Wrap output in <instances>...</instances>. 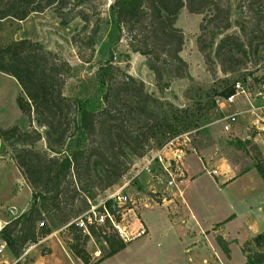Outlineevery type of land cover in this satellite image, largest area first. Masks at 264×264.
<instances>
[{
    "label": "rangeland",
    "instance_id": "obj_1",
    "mask_svg": "<svg viewBox=\"0 0 264 264\" xmlns=\"http://www.w3.org/2000/svg\"><path fill=\"white\" fill-rule=\"evenodd\" d=\"M221 1L230 7L231 24L225 31L236 33L243 42L246 37L252 35L248 31L245 32L246 36L243 35L234 24V20L239 17L245 22L249 19L245 7L241 8V12L236 7V3L243 0ZM110 2L111 0H88L87 3L80 4L79 7L88 15L85 24L78 15L61 24L51 7L31 11L22 19L8 16L0 18V44L10 39L27 37L37 40L44 49L57 53L67 62L69 72L64 79L62 93L74 99L80 107L91 110L100 108L101 89L97 81V67L111 55L112 63L142 80L147 92L174 106L190 105L191 114L196 119L191 127L172 135L167 140L171 141L170 144L162 150L159 149L165 143L159 147L151 146L141 156L130 155L126 171L109 186L96 190L95 196L88 200L89 207L77 217L88 214L93 220V217L99 213L100 202L107 199L114 191L120 189L130 197V200L121 206H112L108 202L113 221L122 227L126 235V239L122 240L124 247L96 261L103 253L100 246L103 241L89 235L84 244L89 255L88 262L90 264H239L244 259L240 249L242 242L255 233H252L255 226L252 224L249 226L246 220L253 218L257 231L264 228V181L254 169L234 177L238 168L248 164L253 155L245 150L246 145L241 147L234 140L249 137L262 153L264 149L259 143L264 140V133L260 132V136L255 135L258 131L251 124L249 115L243 114L244 112L236 115L229 129H223L219 118L225 113L244 107L247 104L246 99L242 95H235L233 101L227 103L222 95L213 93L221 91L224 86L222 79L228 80L229 83L238 80L243 85L252 87L258 80L264 78V29L259 32L261 33L259 38L252 40L251 46L247 48L242 45L245 51L235 54L238 57L237 66L230 71H223L217 60L205 59L196 45V37L200 33L199 24L206 14L188 12L185 6H182L176 14L174 25L180 29L183 37L178 53L186 62L185 73L181 77L164 78L163 82H160L164 84L159 88L146 64V56L132 51L127 44L126 31L117 28L109 12ZM94 23H97V29L92 35L90 49L85 43V37ZM83 25L85 27H82ZM75 33L79 34L73 42L71 36ZM259 34L257 32V35ZM202 38L206 44L209 33H203ZM15 91H17L16 82L0 72V127L16 124L21 129L29 130L34 127L41 131L42 127L34 120L33 115L29 121L24 114H20L13 99ZM210 97L214 98L215 106L208 102ZM170 113L169 110L165 113L169 119ZM254 135L255 138L252 137ZM78 144H82V140L79 133H75L66 140L63 150L68 152ZM33 146L40 150L45 148L43 137ZM9 149L8 142L1 140L0 153L6 154ZM159 152L163 162L169 159L171 170L174 168L172 158L175 160L177 154L178 163H181L182 157L183 160L190 161L194 170L199 171L189 185L183 188L182 197L187 202L185 205L178 202V208L173 203L166 202L173 197L172 192L176 190V185L167 184L168 175L154 157ZM189 152L197 153L204 165H201L199 157L193 153L184 156ZM151 157L154 158L150 170L147 171L143 165ZM213 158H223L233 170L230 175L229 173L224 175L218 170L217 173L215 170L212 172V168L218 169L213 163L216 161ZM7 165L5 169L9 183L3 184L0 181V202L3 204L4 214L10 215L12 207L19 210L27 206L29 191L20 182L15 165L12 162H7ZM165 165L168 166L167 163ZM182 176L176 177V181ZM231 177L234 178L228 180ZM221 179L228 181L222 184L219 182ZM213 180H216L219 186ZM174 209L176 216H171L170 213H173ZM141 218L147 224L148 232ZM78 219L75 217L74 221ZM42 220L50 227V231L38 237L36 241L26 242L21 247L20 257L15 264H44L48 261L47 258H35V254L43 255L45 249L46 252L52 251L49 260L58 259L65 264H80V262L87 264L68 249L66 239L70 234L64 225L52 224L46 216ZM95 221L90 223L98 224ZM140 224L145 228V232L137 235V226ZM37 225H39L38 221ZM106 231L118 236L113 225ZM217 235L227 241L228 255L216 242ZM0 241L3 242L1 238ZM4 249L0 258L12 260L5 245ZM96 250H99L97 255L94 254ZM4 253L7 254L5 257H3Z\"/></svg>",
    "mask_w": 264,
    "mask_h": 264
},
{
    "label": "trees",
    "instance_id": "obj_2",
    "mask_svg": "<svg viewBox=\"0 0 264 264\" xmlns=\"http://www.w3.org/2000/svg\"><path fill=\"white\" fill-rule=\"evenodd\" d=\"M88 0H0V18H24L31 11L51 7L61 24L78 15L84 24L87 12L79 7ZM205 13L200 21L196 45L205 59L217 60L223 71L237 66L235 55L242 45L249 47L264 29V0H243L237 9L245 7L249 19L239 18L234 24L246 36L243 42L234 32L225 31L230 26V7L221 0H111L109 12L119 29L127 34V44L132 51L146 56V64L160 88L164 78L181 77L186 62L179 55L183 42L180 29L174 25L179 9ZM262 23V27L260 24ZM82 27H85L83 25ZM94 23L85 43L92 47ZM204 31V32H203ZM209 33L205 44L203 33ZM257 32L259 35H257ZM79 33L71 36L76 41ZM256 48V44H254ZM254 48V49H255ZM112 56L97 67V81L101 89V106L96 110L80 107L74 99L62 93V85L69 65L57 53L44 49L40 42L27 37L10 39L0 44V72L15 79L20 93L15 97L18 109L42 127L21 129L12 124L0 127V138L7 141L10 157L29 187L30 199L26 209L8 219L0 227V238L9 252L18 255L28 241L50 231L43 217L55 225H64L70 234L66 239L68 249L81 261L88 262L84 244L91 235L103 241L101 260L124 247L115 233L107 232L112 224H87V232L75 224L74 218L89 207L88 200L96 190L112 184L128 168L130 155L141 156L151 146L159 147L172 135L195 124L191 106H174L163 102L144 89L142 80L121 70L112 63ZM218 93L232 92V83L226 79ZM208 102L215 106L214 98ZM165 108V109H164ZM169 110L170 119L165 113ZM205 115V112L203 113ZM207 115V113H206ZM79 133L82 144L64 152L67 139ZM43 137L45 148L33 144ZM241 147L251 152L252 160L238 168L239 175L254 168L264 181V155L249 137L235 139ZM109 212L110 206L106 203ZM37 221L42 224L37 225ZM98 239V240H99ZM216 242L228 255L227 241L220 235ZM244 259L239 264H264V228L244 240L240 247Z\"/></svg>",
    "mask_w": 264,
    "mask_h": 264
},
{
    "label": "built area",
    "instance_id": "obj_3",
    "mask_svg": "<svg viewBox=\"0 0 264 264\" xmlns=\"http://www.w3.org/2000/svg\"><path fill=\"white\" fill-rule=\"evenodd\" d=\"M235 95H242L245 97L246 103H247L246 110L250 111V113L254 115V119H253L254 121H251V124L254 126V128L258 132L264 133V78L258 80L256 85H253L252 87L248 85H243L238 80H235L232 83V92L222 97H223V100L228 103V102L233 101V98ZM244 111H245L244 109H237L230 113L224 114L222 117H220L219 119L222 121L221 123L222 128L225 130L229 129L231 124L235 121L236 115ZM170 142H171L170 140L165 142V144L159 150H162L166 145L170 144ZM160 155L161 154L159 152L154 157L157 159V162L160 163L162 169L168 175L167 184L176 185L177 184L176 182L180 179L179 178L176 181L177 179L176 177L183 175L182 165L180 162L178 163L179 155L175 154V160L172 158L173 163H174L173 164L174 168L172 169L173 171L170 169L171 163L169 162V159L167 160V162L165 161L163 162L162 160L163 157ZM154 157L147 159L146 162L144 163L143 166L147 171L150 170V164L152 163V160ZM165 163H167L168 166L165 165ZM212 170H213L212 172H214V169ZM129 200H130V197L126 195L124 192H122V190L118 189L114 191L113 193H111V195L107 199H104L100 202L99 213L98 215L93 217V220H96L95 222H98V224H100V222L103 223L104 220L110 221V223H112V225L116 229L119 238L121 240H125L126 235L122 227L118 223H115L113 221L111 212H109L106 206V203L110 202L112 206H121L126 201H129ZM76 218H79V219L78 221H75V223L78 224V226L82 229V231L87 232L86 225L91 224L90 222H93L90 215L87 214V215L76 217ZM38 224L39 225L42 224V221H39ZM144 232H145V228L141 224L137 226V232H136L137 235L138 234L140 235ZM31 245L29 244V246ZM3 250H4V243L0 241V256L2 255ZM24 252L25 251L23 250V253ZM94 254L96 255L99 254V250L94 251ZM19 257L20 255L16 256L12 260V262H9L5 260L4 258H0V264H13L17 261Z\"/></svg>",
    "mask_w": 264,
    "mask_h": 264
},
{
    "label": "crops",
    "instance_id": "obj_4",
    "mask_svg": "<svg viewBox=\"0 0 264 264\" xmlns=\"http://www.w3.org/2000/svg\"><path fill=\"white\" fill-rule=\"evenodd\" d=\"M2 73V72H1ZM4 74V73H3ZM5 75H7V74H5ZM7 76H9V75H7ZM9 77H11V76H9ZM12 78V80H14V82H16L15 81V79L13 78V77H11ZM16 84H17V82H16ZM20 93V87H19V85L17 84V91H15V93H13V99H14V102H15V97H16V95H18ZM12 97V96H11ZM16 105V104H15ZM17 107V106H16ZM246 107H247V104L244 106V107H242V108H239V109H244L245 111H244V113L243 114H248L249 115V119H251L252 121H254L253 119H254V115H252L251 113H250V111H248V110H246ZM18 108V107H17ZM19 110V109H18ZM20 111V110H19ZM20 114H23L21 111H20ZM225 114H227V113H225ZM251 114V115H250ZM2 125V124H1ZM262 133V132H261ZM263 134V133H262ZM255 135H258V136H260V132H256V134ZM255 135L254 136H252V137H254L255 138ZM245 136H248V135H245ZM1 138H0V143H1ZM254 140H256V139H254ZM264 140H262V142L261 143H259V146L261 147V146H263V149H264ZM262 149V148H261ZM191 153H193V154H195L197 157H199V160H200V163H201V165H204L203 164V161L201 160V158H200V156L197 154V153H195V152H189V153H187V154H185L184 156L186 157V155H188V154H191ZM263 154H264V150H263V152H262ZM185 157H184V159H185ZM213 159H215L216 161H213V163H215L217 166H218V169H215V168H212V169H214L216 172L215 173H217L218 171L219 172H221V173H224V175L225 174H228L229 173V175H230V173L233 171L232 170V168L230 167V165L223 159V158H213ZM7 162H12L13 164H14V162H13V160L10 158V157H8L6 154H1L0 153V181L3 183V184H6V183H9V177L7 176V174H6V167H8V165H7ZM181 164H182V168H183V176H182V178H180L179 179V181L177 182V184H176V190H174L173 192H172V196L173 197H170L169 199H168V201H166V202H168V204H170V203H173V205L174 206H178L177 205V203L179 202L180 204H183V205H185L186 204V202H187V200H185V198L184 197H182V194H183V188L185 187V186H188L189 185V183L194 179V177L196 176V175H198V172L199 171H196V170H194V168H193V166L191 165V163H190V161H187V160H183V158L181 157ZM15 165V164H14ZM15 167H16V165H15ZM17 168V167H16ZM192 169V170H191ZM250 169H254V168H250ZM250 169H248V170H250ZM218 170V171H217ZM247 170V171H248ZM255 170V169H254ZM17 171H18V174H19V176H20V182H22V184H24L27 188H28V191H29V199H30V190H29V187H28V185L26 184V182L24 181V179H23V177L21 176V174H20V172H19V170H18V168H17ZM208 171V170H207ZM246 172V171H245ZM215 173H213V175L215 174ZM244 173V172H243ZM242 174V173H241ZM240 175V174H239ZM239 175H233L234 177H236V176H239ZM232 176V175H231ZM190 177V178H189ZM234 177H231V178H229L228 180H231L232 178H234ZM227 179H225V180H223L222 181V179L219 181V182H221L222 184H225L227 181H228ZM214 181V180H213ZM215 182V184H218L217 186H219V183H217V181L215 180L214 181ZM28 204H29V200H28ZM28 204H27V206H28ZM27 206L24 208V209H26L27 208ZM178 208V207H177ZM15 209V208H14ZM23 208H20L19 210H14V211H12L11 213H10V215H5L4 214V212H3V204L0 202V227L2 226V224L3 223H5L6 222V220L7 219H9V218H11V217H13V216H15L16 214H18V213H20L21 211H23L24 210ZM175 210L176 209H174V211H173V213H170V215L171 216H176V212H175ZM234 213V212H233ZM142 219V218H141ZM246 221H248V224H249V226H250V224H252V225H254L255 226V228L252 230V233H256V232H258L257 231V227H256V223H255V220L253 219V218H251V219H247ZM142 222H143V224H144V226H145V228L147 229V232H148V226H147V224L145 223V221H143V219H142ZM170 222V220H168V223ZM5 250V249H4ZM4 250H3V252H4ZM7 254H3V257H5ZM11 255V259L13 260L16 256L15 255H13V254H11L10 252H8V256H10ZM19 255V254H18ZM52 256V251L51 252H46V249H45V251L43 252V255H41L40 253H36L35 254V258L36 257H46L47 259L46 260H48V261H46L44 264H65L62 260H49L50 259V257ZM48 257H49V259H48ZM5 260H7L8 261V258L6 259V258H4ZM10 260V259H9ZM12 260H10L9 262H12ZM78 262H80V261H78ZM13 264H15V263H13ZM80 264H83L82 262H80Z\"/></svg>",
    "mask_w": 264,
    "mask_h": 264
},
{
    "label": "water",
    "instance_id": "obj_5",
    "mask_svg": "<svg viewBox=\"0 0 264 264\" xmlns=\"http://www.w3.org/2000/svg\"><path fill=\"white\" fill-rule=\"evenodd\" d=\"M11 210L14 211L15 209L12 207Z\"/></svg>",
    "mask_w": 264,
    "mask_h": 264
}]
</instances>
